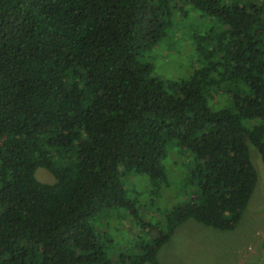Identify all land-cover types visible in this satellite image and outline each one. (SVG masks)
<instances>
[{"label": "trees", "instance_id": "1", "mask_svg": "<svg viewBox=\"0 0 264 264\" xmlns=\"http://www.w3.org/2000/svg\"><path fill=\"white\" fill-rule=\"evenodd\" d=\"M189 11L210 23L198 67L162 82L144 53ZM170 141L194 158L195 193L151 243L116 250L96 220L140 215L126 173L169 185ZM249 145L264 163V0H0V264H160L187 220L234 230L257 182Z\"/></svg>", "mask_w": 264, "mask_h": 264}, {"label": "rangeland", "instance_id": "2", "mask_svg": "<svg viewBox=\"0 0 264 264\" xmlns=\"http://www.w3.org/2000/svg\"><path fill=\"white\" fill-rule=\"evenodd\" d=\"M188 13L186 18L181 14L174 15L179 16L177 25H173L153 48L144 53L146 61L153 67L152 75L162 82L185 80L198 67L192 36L195 30L199 34L206 31L210 23L201 19L198 13ZM249 155L257 182L237 227L220 231L187 220L175 228L169 241L159 250L160 264H264V163L251 145ZM161 164L168 177V186L153 187L143 174L130 172L123 176L127 197L136 203V208L142 204L145 206L139 209L138 217L113 208L107 219L96 220L116 250L123 251L135 241L144 242L147 237L151 243L158 236L164 214L174 206L189 202L194 195L196 185L190 180L194 158L188 150L177 141L168 142ZM35 176L44 183L54 181L43 168H38ZM143 219L159 221V225L146 230Z\"/></svg>", "mask_w": 264, "mask_h": 264}]
</instances>
